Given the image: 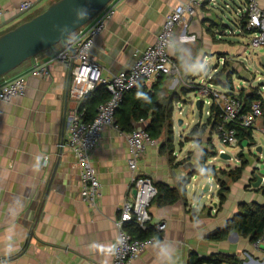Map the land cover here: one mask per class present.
<instances>
[{
	"label": "crops",
	"instance_id": "1",
	"mask_svg": "<svg viewBox=\"0 0 264 264\" xmlns=\"http://www.w3.org/2000/svg\"><path fill=\"white\" fill-rule=\"evenodd\" d=\"M21 1L0 0V33L40 13L55 0H39L25 13L17 10ZM186 1L118 0L114 14L90 47L102 75L126 72L153 43L165 14ZM259 2L264 5V0ZM211 11L201 7L174 29L169 54L179 68V76L160 75L141 86L153 92L156 101L171 106L172 117L175 108L192 106L190 95L197 86L190 82H195L203 57L224 55L214 37L217 24ZM61 46L38 53L7 74L24 78L25 93L0 100V264H111L118 207L133 195L127 167V131L106 127L90 154L101 183L100 195L94 206L81 200L78 165L71 152L60 145L65 140L67 114L78 106L66 94L69 64L52 61L54 51ZM240 51L232 54L238 56ZM236 56L225 63L232 71L223 75L231 74L232 79L236 71L247 80L245 68L237 64ZM35 63L45 64L49 74H32L31 65ZM74 65L72 61L71 69ZM136 95L134 90L125 92L120 108H127ZM99 97V90H93L83 98L88 114L95 113ZM205 121L206 118L199 123L206 124ZM145 124L144 120L137 121L134 128ZM206 127L213 147L212 135L216 132L208 124ZM153 139L154 143L145 147L138 173L149 175L154 184L162 182L171 187H176L180 179L187 180L185 194L169 204L151 200L148 211L152 222H164L165 228L157 242L147 245L130 264H188L190 253L233 255L237 260L202 264L263 261V253L249 236L235 230L222 239H212L210 235L225 227L244 204L264 205V186L260 184L262 188L256 190L240 180L234 181L218 208L217 183L214 193L210 192V184L207 193L199 194L202 183L192 180L199 175L201 152L208 149V144L184 141L171 151L164 147L162 137ZM224 161L226 167L229 163Z\"/></svg>",
	"mask_w": 264,
	"mask_h": 264
},
{
	"label": "built area",
	"instance_id": "2",
	"mask_svg": "<svg viewBox=\"0 0 264 264\" xmlns=\"http://www.w3.org/2000/svg\"><path fill=\"white\" fill-rule=\"evenodd\" d=\"M37 1L39 0L21 1L17 7L18 12H28ZM117 2L118 0L108 1L89 21L71 33L68 38L69 43L55 50L52 57V61L57 63L75 61L71 69L67 94L78 106L67 114L65 140L60 145L65 146L76 160L79 168L80 197L90 206L96 204L101 187L90 154L97 146L104 128L119 130L115 112L124 93L139 88L160 75L179 76V68L169 54L175 27L185 17L194 15L197 9L207 7L212 10L217 5L216 0H187L177 3L165 14L153 43L134 59L128 70L104 77L99 64L90 54V47L94 38L102 32L107 21L114 14ZM224 7L227 8L230 5L224 3ZM234 14V29H229V34L249 36L244 49L246 47L251 51L264 49V5H261L259 0H239ZM214 33L216 35L220 32L215 28ZM71 48H74L73 52ZM231 58L232 55L224 56L221 66ZM30 72L38 76H47L49 69L45 64L35 63L31 65ZM213 76L212 73L206 76V80L200 79L201 83L193 81L190 83L197 86L201 109L204 99H207L206 118L210 115L211 106L218 111L220 122L216 125L215 132L221 144L223 146L242 144L243 141L239 143L236 135L238 126L251 131L256 129L264 136V98L259 89L251 86L238 87L233 80L231 89L223 87L221 89L220 85L213 83ZM99 84L105 87L108 98L97 105L91 119L85 120L83 109L79 108V104ZM260 88L263 86L261 85ZM245 90L249 93L254 92L255 95L247 104L240 95L241 91L245 92ZM24 93L25 81L22 76L4 75L0 77V100L8 101ZM125 141L128 150L127 167L131 172L129 187L133 195L130 200H124L118 207V216L114 220L117 235L112 250L111 264H130L147 245L157 242L158 238L155 235L145 238L135 237L128 230L130 226H136L142 231L152 226L160 233L165 228L164 222L153 223L148 211L151 200L157 193L156 186L149 175L137 171L146 145L153 144L154 139L145 129L134 128L125 133ZM244 141L250 144L249 141ZM251 145L255 144L251 143ZM221 151L225 152L222 148L218 153ZM42 161L46 164L47 157L44 156ZM261 176L264 181V175ZM254 245L264 255V227L254 241ZM257 264H264V260Z\"/></svg>",
	"mask_w": 264,
	"mask_h": 264
},
{
	"label": "rangeland",
	"instance_id": "3",
	"mask_svg": "<svg viewBox=\"0 0 264 264\" xmlns=\"http://www.w3.org/2000/svg\"><path fill=\"white\" fill-rule=\"evenodd\" d=\"M224 3H228L230 7L225 8ZM216 6L212 9V18L214 22L217 24L215 27L220 33L215 35V38L220 43V49H224V55H217V53L212 54L211 56L206 55L203 57L201 62L200 69L196 72V83H201L200 79L206 80V76L210 74H214L215 76H223L225 72L232 71L230 65L221 66V62L223 61V57L228 54L233 55L234 57L237 53L235 51L241 49V51L246 46L247 40L249 36H236L229 34V29H234L233 20L235 17L234 10L236 9V5L239 4V0H216ZM217 35L218 38L216 37ZM233 43H229L228 41H233ZM219 50V49H218ZM225 51V52H224ZM238 52L239 55L236 56L237 64H240L241 67L245 68L244 77L247 80L241 78L238 72L234 71L232 75L233 82L238 87L248 88L249 86L258 88L262 93L264 98V49L259 48L255 51H251L246 47L244 51ZM229 58V57H227ZM215 71L213 72V69ZM234 70V69H233ZM261 85L263 88H260ZM215 87V86H212ZM223 89L221 86H219ZM199 98V94L197 91L194 94L190 95V99L193 101L192 106L188 107L187 105H183L181 109L175 108L173 117H172V144L173 146L178 147L179 143H183L184 141H190L193 144L198 145H207L208 149H204L201 152V165L199 169V175H194L192 180L198 183H202L200 193L202 194V187L206 181H209L212 185L210 192L214 193V185L217 183L218 188V179L224 180L229 186L232 181L228 180L226 175L222 172V170H228L232 166H236L239 164L241 159L246 160V165L241 173V176L238 180L244 182L246 186H251L250 184L255 181V174L264 175V136L256 129L252 131L253 143L255 145L248 144V142L243 141L241 145L237 146H223L216 136V134L212 135L213 147L209 142L208 135H211L210 131H207L206 124H200L199 121L204 120L206 118L205 111L208 108L207 99H204L203 106L201 110H198L194 104V102ZM178 119L182 120L181 124H178ZM195 124H197L195 132L189 134L185 132V130H189ZM195 135L199 137L194 138ZM261 147V154L256 152V148ZM213 148V151L211 149ZM224 149L226 153L231 155V159L221 160L219 157L218 151L220 149ZM210 149V150H209ZM242 151V155L239 156L238 152ZM214 154V155H213ZM205 157V160L203 158ZM215 157L214 159H212ZM210 160V162L208 161ZM229 163L224 167L222 162ZM222 164V165H219ZM231 166V167H230ZM261 185L264 186V181L261 182ZM262 186L252 187L256 190L262 188ZM209 192V193H210Z\"/></svg>",
	"mask_w": 264,
	"mask_h": 264
},
{
	"label": "trees",
	"instance_id": "4",
	"mask_svg": "<svg viewBox=\"0 0 264 264\" xmlns=\"http://www.w3.org/2000/svg\"><path fill=\"white\" fill-rule=\"evenodd\" d=\"M71 35V34H70ZM213 36V34H212ZM212 81L216 85H220L223 88H232L231 74L223 76H213ZM94 90L100 92V102L105 101L108 98V93L102 84L97 85ZM137 91V95L133 97L127 108H117L115 112L116 123L120 131H131L134 129V124L137 121H146L145 130L148 131L152 138H163L164 147H167L172 151V108L169 105L161 104L156 101L154 93L149 90H143L139 88L133 89ZM93 91V90H92ZM91 91V92H92ZM241 97L245 104H247L254 95L252 93H245L241 91ZM79 108L83 109V117L85 120L92 118L91 114H88V108L84 105L83 100L79 104ZM201 110V102L200 109ZM210 115L206 118L205 123L210 125L212 130H215L216 125L220 122L218 111L214 110V106L210 107ZM116 114H118L116 116ZM197 124H195L190 130L189 134L195 132ZM237 137L239 143L244 140L253 143L252 131L250 129H244L236 127ZM162 148V147H161ZM214 155V154H213ZM238 155H242V151L238 152ZM205 160V157L202 161ZM246 165V160L241 159L239 164L228 170H222L227 179L234 182L237 181ZM187 180L180 179L176 187H171L165 183H155L157 193L152 200H156L159 205L169 204L176 201L179 197L185 194V185ZM229 189V186L224 180L218 179V188L216 189V195L218 198V208L225 200V195ZM264 227V205L252 202L244 204L239 212L227 222L225 227L216 231L210 235L212 239H222L231 230L237 231L243 236H249L251 240L255 241ZM129 232L138 238H145L151 235L160 237V232L156 231L152 226L147 230L142 231L136 226H130ZM236 258L233 255L213 254L209 256H196L194 253H190L188 257V264H202L204 262L217 263L221 261L236 262Z\"/></svg>",
	"mask_w": 264,
	"mask_h": 264
},
{
	"label": "water",
	"instance_id": "5",
	"mask_svg": "<svg viewBox=\"0 0 264 264\" xmlns=\"http://www.w3.org/2000/svg\"><path fill=\"white\" fill-rule=\"evenodd\" d=\"M108 1L110 0H55L40 13L0 33V77L42 51L53 49L57 44L67 45L70 34L89 21ZM81 13L86 14V18L78 19ZM68 64L67 89L72 61H68ZM200 101L199 98L195 101L198 110ZM177 122L181 124L182 120L178 119ZM138 128L144 129L145 125ZM256 152H261L260 146L256 148ZM219 157L231 159V155L224 151L219 152ZM261 182L262 176L255 174V181L251 186L258 187ZM209 190L210 182L206 181L202 192L207 193Z\"/></svg>",
	"mask_w": 264,
	"mask_h": 264
},
{
	"label": "clouds",
	"instance_id": "6",
	"mask_svg": "<svg viewBox=\"0 0 264 264\" xmlns=\"http://www.w3.org/2000/svg\"><path fill=\"white\" fill-rule=\"evenodd\" d=\"M83 18H86V14L81 13V14L78 15V19H83ZM37 159L39 160L40 157H37Z\"/></svg>",
	"mask_w": 264,
	"mask_h": 264
}]
</instances>
